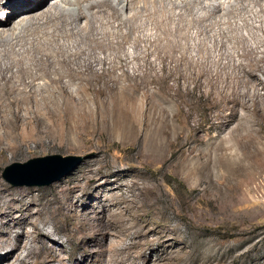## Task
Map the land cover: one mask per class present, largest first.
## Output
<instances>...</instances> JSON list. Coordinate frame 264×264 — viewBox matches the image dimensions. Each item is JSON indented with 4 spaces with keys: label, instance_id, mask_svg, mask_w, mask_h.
Returning a JSON list of instances; mask_svg holds the SVG:
<instances>
[{
    "label": "rangeland",
    "instance_id": "1",
    "mask_svg": "<svg viewBox=\"0 0 264 264\" xmlns=\"http://www.w3.org/2000/svg\"><path fill=\"white\" fill-rule=\"evenodd\" d=\"M256 24L240 30L251 43L264 41V22ZM252 62L260 67L241 76L245 83L181 88L189 113L182 129L183 113L175 121L181 133L161 132L148 117L153 104L143 103L130 107V134L101 125L63 139L48 134L42 143L29 137L20 153L6 151L0 239L14 245L20 237V257L34 245L30 264H160L176 250L185 252L183 264H264V153L246 158L252 142L264 151V52ZM92 109L97 117L100 107ZM50 154L83 159L50 185H14L3 176L13 162ZM113 241L136 246L115 259Z\"/></svg>",
    "mask_w": 264,
    "mask_h": 264
},
{
    "label": "bare ground",
    "instance_id": "2",
    "mask_svg": "<svg viewBox=\"0 0 264 264\" xmlns=\"http://www.w3.org/2000/svg\"><path fill=\"white\" fill-rule=\"evenodd\" d=\"M256 22H264L262 0H0V162L37 135L42 143L101 125L130 134L131 106L143 103L153 104L148 117L161 132H176L180 113L182 129L189 113L181 88L242 84L260 67L252 59L264 41L240 31ZM168 100L177 112L163 106ZM251 146L247 160L264 153ZM8 245L0 264L37 255L30 245L20 257V237L14 245L0 239L1 249ZM135 246L113 241L110 254L118 259ZM170 254L160 264L184 263L183 250Z\"/></svg>",
    "mask_w": 264,
    "mask_h": 264
},
{
    "label": "water",
    "instance_id": "3",
    "mask_svg": "<svg viewBox=\"0 0 264 264\" xmlns=\"http://www.w3.org/2000/svg\"><path fill=\"white\" fill-rule=\"evenodd\" d=\"M82 159V156L77 155L50 154L38 156L26 162H13L5 168L3 176L14 185H50L75 169L82 162ZM71 160H76V162L63 171L62 168Z\"/></svg>",
    "mask_w": 264,
    "mask_h": 264
}]
</instances>
